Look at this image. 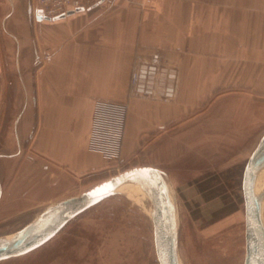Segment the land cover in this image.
Instances as JSON below:
<instances>
[{"label":"crops","instance_id":"obj_1","mask_svg":"<svg viewBox=\"0 0 264 264\" xmlns=\"http://www.w3.org/2000/svg\"><path fill=\"white\" fill-rule=\"evenodd\" d=\"M229 3L103 0L48 20L37 17L32 0H0V207L25 193L31 204L39 201L40 184L57 176L109 166L87 146L96 99L128 102L123 154L129 155L167 144L161 126L215 87L229 85L242 95L249 83L246 54L235 60L206 55L209 41L234 24L226 16ZM146 57L180 64L175 106L129 96L134 65Z\"/></svg>","mask_w":264,"mask_h":264},{"label":"rangeland","instance_id":"obj_2","mask_svg":"<svg viewBox=\"0 0 264 264\" xmlns=\"http://www.w3.org/2000/svg\"><path fill=\"white\" fill-rule=\"evenodd\" d=\"M232 1L226 16L231 13L234 24L230 31L226 27L225 35L217 34L209 41L213 48L206 49V55L235 60L241 52L246 54L249 83L242 95L229 85L215 87L201 104L189 106L161 126L168 143L152 153L138 148L102 170L84 176H57L51 184H40L39 192L34 193L39 201L33 204L27 193L20 200L9 198L0 207V236H8L2 242L13 241L48 207L125 170L153 166L172 188L178 217V264H245L243 174L264 134V0H248L246 5ZM239 22L245 24V33ZM159 59L177 66L181 77L179 63ZM139 99L175 106L180 94L178 89L171 101ZM152 211L150 195L118 189L71 219L45 244L0 264H160Z\"/></svg>","mask_w":264,"mask_h":264},{"label":"water","instance_id":"obj_3","mask_svg":"<svg viewBox=\"0 0 264 264\" xmlns=\"http://www.w3.org/2000/svg\"><path fill=\"white\" fill-rule=\"evenodd\" d=\"M103 0L93 4L97 5ZM92 7V6H91ZM83 6L50 17L38 12L39 19L57 20L90 9ZM264 163V134L252 151L243 174L242 190L245 201L246 246L245 264H264V223L259 202L255 196L256 169ZM139 181L153 202L152 221L154 242L160 264H177L174 233V211L169 201L167 184L160 169L140 166L125 170L93 188L66 198L26 226L13 241L0 243V261L18 257L40 247L54 237L71 219L116 192V188L128 180Z\"/></svg>","mask_w":264,"mask_h":264},{"label":"built area","instance_id":"obj_4","mask_svg":"<svg viewBox=\"0 0 264 264\" xmlns=\"http://www.w3.org/2000/svg\"><path fill=\"white\" fill-rule=\"evenodd\" d=\"M98 0H32L34 7L53 17L69 9L91 7ZM180 70L159 58H139L130 78V96L162 101L177 97ZM129 105L126 101L96 99L90 123L87 146L112 162H119L123 154Z\"/></svg>","mask_w":264,"mask_h":264},{"label":"bare ground","instance_id":"obj_5","mask_svg":"<svg viewBox=\"0 0 264 264\" xmlns=\"http://www.w3.org/2000/svg\"><path fill=\"white\" fill-rule=\"evenodd\" d=\"M118 189L126 192V193H132V191L134 190H139L140 192H143L145 194H148L147 190L144 188V186L137 180H128L124 183H122L121 185H119L115 190L117 191ZM168 189V193H169V201H170V205L172 206V210L175 212L174 213V221H175V227H174V233H175V239L177 236V221H178V217H177V209L175 207V203L173 200V194L172 192V188H170V186H167ZM254 191H255V196L259 202L260 205V209H261V215H262V220L264 223V163H262L257 169H256V175H255V182H254ZM149 195V194H148ZM152 200V199H151ZM172 200V201H171ZM179 233V232H178ZM2 238H0V243H2V241L4 239H6L5 237L8 238V236H0ZM175 253L177 256V251L175 249ZM178 264V262H177Z\"/></svg>","mask_w":264,"mask_h":264}]
</instances>
